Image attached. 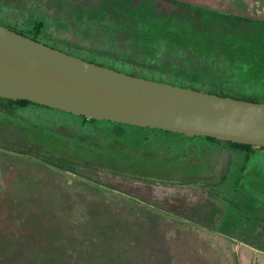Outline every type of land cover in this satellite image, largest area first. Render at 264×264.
Returning a JSON list of instances; mask_svg holds the SVG:
<instances>
[{
	"label": "rangeland",
	"instance_id": "rangeland-1",
	"mask_svg": "<svg viewBox=\"0 0 264 264\" xmlns=\"http://www.w3.org/2000/svg\"><path fill=\"white\" fill-rule=\"evenodd\" d=\"M35 21L43 39L122 71L264 97V21L170 0H0V23ZM15 114L0 107V264H264V150L240 171L226 144L177 153L138 132L147 143L113 142L104 160L85 145L109 124L71 117L41 132L53 114Z\"/></svg>",
	"mask_w": 264,
	"mask_h": 264
},
{
	"label": "water",
	"instance_id": "water-1",
	"mask_svg": "<svg viewBox=\"0 0 264 264\" xmlns=\"http://www.w3.org/2000/svg\"><path fill=\"white\" fill-rule=\"evenodd\" d=\"M0 97L87 118L264 147V101L134 75L1 23Z\"/></svg>",
	"mask_w": 264,
	"mask_h": 264
},
{
	"label": "trees",
	"instance_id": "trees-1",
	"mask_svg": "<svg viewBox=\"0 0 264 264\" xmlns=\"http://www.w3.org/2000/svg\"><path fill=\"white\" fill-rule=\"evenodd\" d=\"M170 2L176 3L175 1H172V0H170ZM180 5H182L184 7H190L188 4L183 5L182 3H180ZM1 24H3V23H1ZM3 25H5V26L17 31V32L25 34V35L33 38V39L42 41V42H44L50 46L61 49L65 52L72 53L74 55L80 56V57L85 58L87 60L94 61V62L103 64V65H108L109 67H112L115 69H119V70L122 69V68H117L116 66L114 67L111 64H107L105 62L97 61L93 57L78 54L75 51H73V49H71V47L67 48L65 46H61L56 41H48L46 39H43L41 37V29L44 25L43 21H35L33 23V30L26 31V32H24L23 30H20L19 28H13L9 25H6V23H4ZM125 72L131 73L134 75L149 77V78H153V79H157V80L168 81V82L179 84V85H185L188 87H193L196 89L209 91V92L217 93L220 95H230L233 97H238V98L248 99V100H253V101H264V97H255V96H249V95H247V96L246 95H236V94L224 92L221 89L216 90V89L200 88V87H196L193 85H186V84H183L182 82H176V81L171 80V79L167 80V79H163L160 77L147 76L145 74L136 72L135 70H125ZM0 107L3 108L4 110H6V112L13 114L14 116L16 115L15 112L17 109H22V108H26V107L37 108V109L41 110L42 112L53 114L54 117L50 118L51 122H50V124L47 125V127L46 126L42 127L40 125L37 126L40 130H42L41 132L51 130L53 128V126L58 125L60 123H63L65 120H67L68 118H71V117L78 119L80 121V123H82V124H91V123L109 124L111 126V129H109L110 131L107 130V131L103 132L102 139L104 142L102 144L101 143L100 144L94 143L95 141H94V139H92V137H90V135H89V137L92 140L90 138L88 139V137H85V135L80 137V139L83 140V142H85L87 140L92 141V143L85 145L87 148V150H86L87 156H90L93 158H97L96 156H100V158H102L104 160H106L107 158L112 160L114 157L119 155L117 152H114L112 150L113 146L111 144H113V142H117V143L122 144V145L127 146V147H135L136 142L147 143V141L150 139V137H148L146 135V133L138 134V132H141V133L142 132H150V133L157 132V133H162L163 135H166L167 137H166V140L164 141L163 144H165L166 146H169V147L173 146L177 153L182 151L185 148V145L187 144V142H190V141L196 142L199 140H206V141H210L212 143L218 144V145L226 144V145L230 146L231 148H234V149L240 151L241 153H243L244 165H242L240 167V171L244 170L245 166L247 165V163L252 158V155L257 150H264V147H261V146L236 143V142H231V141L217 140L215 138L207 137V136H191L190 137V136H186L182 133H176V132L157 129V128L141 127V126H136V125L112 122L109 120H99V119H94V118H87V117H84L82 115H74L72 113L65 112L63 110H59V109L52 108L49 106L41 105L38 103H33V102L28 101L26 99H8V98H1L0 97ZM44 124H47V123H44ZM100 130H104V129H100ZM128 130H130L132 132L129 135L130 137H126V134L124 133L125 131H128ZM85 133L83 132V134H85ZM104 134H105V136H104ZM44 140L47 142H45ZM44 140H42V141L45 144H48V140H49L48 137H47V139L45 138ZM50 145L52 146V149H51L52 152L51 153L55 155V151L58 150V146H56L55 144H50ZM85 146H83V147H85ZM69 161L72 164L77 163V161L74 159H70Z\"/></svg>",
	"mask_w": 264,
	"mask_h": 264
},
{
	"label": "crops",
	"instance_id": "crops-1",
	"mask_svg": "<svg viewBox=\"0 0 264 264\" xmlns=\"http://www.w3.org/2000/svg\"><path fill=\"white\" fill-rule=\"evenodd\" d=\"M176 3L188 4L193 9H199L211 13L217 14H228L233 17H241L247 20H257L264 21V15L260 13V15L256 14V11L260 7L262 9L264 7V0H174ZM257 2L255 4V10L249 6H247V2ZM258 5V6H257ZM251 14L255 17L248 16Z\"/></svg>",
	"mask_w": 264,
	"mask_h": 264
}]
</instances>
